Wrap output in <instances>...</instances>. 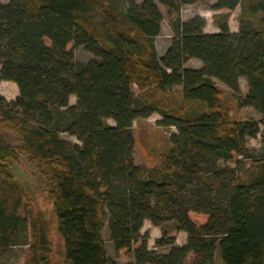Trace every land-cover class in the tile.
Listing matches in <instances>:
<instances>
[{"label":"trees","instance_id":"1","mask_svg":"<svg viewBox=\"0 0 264 264\" xmlns=\"http://www.w3.org/2000/svg\"><path fill=\"white\" fill-rule=\"evenodd\" d=\"M197 2L157 0L171 32L161 56L154 40L162 15L152 0L0 4V82L18 91L12 102L0 97V264L16 245L28 246L23 264L51 261L48 220L19 214L13 165L21 159L44 182L63 264H113L104 225L114 253L129 254L131 264H215L216 254L222 264H264V0H216L213 34L203 33L198 16L180 20L181 7ZM77 48L92 60L77 61ZM188 60L201 67L185 68ZM213 80L230 90L235 119ZM174 87L178 103L169 95ZM153 114L175 134L142 171L133 163L132 123ZM258 134L263 153L254 157L246 143ZM144 221L156 228L174 222L185 244L162 235L149 250ZM26 227L31 243L22 240Z\"/></svg>","mask_w":264,"mask_h":264},{"label":"rangeland","instance_id":"2","mask_svg":"<svg viewBox=\"0 0 264 264\" xmlns=\"http://www.w3.org/2000/svg\"><path fill=\"white\" fill-rule=\"evenodd\" d=\"M9 0H0V4H7ZM153 3L157 6L159 12L162 15V23L160 26V34L154 40V46L158 56H161L169 46L171 39V32L169 28L170 19L167 17L166 12L163 7H161L157 0H152ZM216 0H198L194 5L183 6L179 12V18L182 22H186L191 18L198 16L203 19L204 27L203 33L213 34L217 33V30L212 26V16L216 13L212 10V7L215 5ZM135 3H140L142 0H134ZM237 18H238V8L235 9L228 19V28L231 33L237 32ZM74 57L77 61L86 63L92 60V56L86 53L82 48H77L74 51ZM184 67L187 69H199L201 63L196 60H188ZM215 87L219 92V100L223 105L224 109L227 110L229 118L235 119V106L231 98V92L224 85L213 80ZM239 89L241 92H245L246 86L245 81L240 79ZM131 91L134 95H137L138 90L135 86L131 88ZM156 97L161 98L159 93H154ZM18 95L16 86L13 83L0 82V97L6 102H12ZM169 95L176 103L180 99V88L174 87L170 90ZM165 98L163 97V100ZM165 101V100H164ZM168 99H166L167 103ZM69 106L75 104V98L69 97L68 99ZM247 113L250 114L251 118L254 121L259 120V116L256 115L252 110H247ZM160 120V117L157 114L151 115L147 119H138L132 123V136L134 139L133 147V163L135 166L139 167L142 171L150 169L157 162V156L166 151L169 145V137L172 134H175L174 128H161L156 125V122ZM107 124L113 126V122L108 120ZM261 133V129H260ZM65 140L70 141L73 144L79 145V143L72 137L66 135H61ZM261 134H258L253 139L247 140V147L251 150V155L254 157L260 156L263 152L260 148ZM239 160V159H238ZM245 167L249 166V161L243 162ZM221 166H226L228 168H233L235 165L231 163H220ZM14 173V182L15 185L21 190L22 198V207L19 214L26 219L34 216L37 213H40L46 218L49 222L50 227V241L52 245V255L50 264H63L62 257V244L60 237L58 236L55 228L54 218L51 212V203L46 197L44 190V182L39 178V175L35 169L26 164L22 159L13 165ZM191 218H196L193 214L190 215ZM147 234V247L149 250L154 249V242L157 239H160L163 235L165 239L173 238L174 245L177 247L183 246L186 241V236L183 232L177 230L176 224L172 221L166 222L160 227H153L148 221H144L142 228L140 230V235ZM28 243H31V231L26 227L25 233ZM102 240L105 247L106 254L108 258L113 262V264H131V257L129 254H124L120 252L118 254L114 253L111 244L108 241V235L106 231V226L104 225L102 231ZM160 253L165 254L167 252L166 248L159 249ZM30 257V252L28 246L16 245L8 249L2 259V264H23ZM191 259V258H190ZM188 258L186 264L190 263ZM215 264H222L218 255L216 254Z\"/></svg>","mask_w":264,"mask_h":264},{"label":"crops","instance_id":"3","mask_svg":"<svg viewBox=\"0 0 264 264\" xmlns=\"http://www.w3.org/2000/svg\"><path fill=\"white\" fill-rule=\"evenodd\" d=\"M216 30V29H215ZM215 33V32H214ZM2 83V82H1ZM7 83H9V82H7Z\"/></svg>","mask_w":264,"mask_h":264}]
</instances>
